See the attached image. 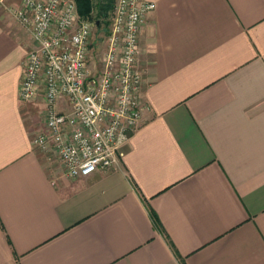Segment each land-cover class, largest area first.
<instances>
[{
    "label": "crops",
    "instance_id": "crops-1",
    "mask_svg": "<svg viewBox=\"0 0 264 264\" xmlns=\"http://www.w3.org/2000/svg\"><path fill=\"white\" fill-rule=\"evenodd\" d=\"M152 1L139 121L110 168L75 178L32 143L33 41L20 0L0 1V264H264V0Z\"/></svg>",
    "mask_w": 264,
    "mask_h": 264
},
{
    "label": "built area",
    "instance_id": "built-area-1",
    "mask_svg": "<svg viewBox=\"0 0 264 264\" xmlns=\"http://www.w3.org/2000/svg\"><path fill=\"white\" fill-rule=\"evenodd\" d=\"M1 1V0H0ZM152 0H114L99 63L87 64L94 23L74 0H20L9 13L32 37L25 55L19 98L42 87L44 124L32 143L52 153L65 176L81 177L112 166L141 111L138 32ZM63 101L64 108L57 109Z\"/></svg>",
    "mask_w": 264,
    "mask_h": 264
},
{
    "label": "rangeland",
    "instance_id": "rangeland-1",
    "mask_svg": "<svg viewBox=\"0 0 264 264\" xmlns=\"http://www.w3.org/2000/svg\"><path fill=\"white\" fill-rule=\"evenodd\" d=\"M95 1L96 0H93V3ZM95 12L96 7L94 6L89 18L94 23L91 29L89 54L87 57V64L90 69L99 63V60L103 54V43H105L104 35L109 26L111 10H108L105 15H96ZM47 157V161L50 163L51 167L56 166V158L53 155H48Z\"/></svg>",
    "mask_w": 264,
    "mask_h": 264
},
{
    "label": "trees",
    "instance_id": "trees-1",
    "mask_svg": "<svg viewBox=\"0 0 264 264\" xmlns=\"http://www.w3.org/2000/svg\"><path fill=\"white\" fill-rule=\"evenodd\" d=\"M77 8V12L80 16L90 18L92 9L96 7V15H105L108 10L112 9L114 0H74ZM151 218L156 228L159 227V223L155 215L151 212ZM171 246V245H170ZM172 247V246H171ZM175 256L179 259L180 263L183 264L182 258L173 250Z\"/></svg>",
    "mask_w": 264,
    "mask_h": 264
}]
</instances>
